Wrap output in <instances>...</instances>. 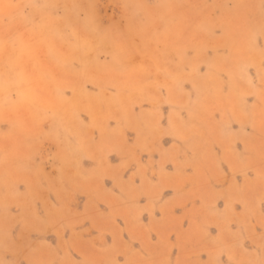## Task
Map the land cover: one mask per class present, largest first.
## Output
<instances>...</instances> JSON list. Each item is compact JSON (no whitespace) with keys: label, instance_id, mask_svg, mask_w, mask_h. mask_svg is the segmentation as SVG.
<instances>
[{"label":"rangeland","instance_id":"1","mask_svg":"<svg viewBox=\"0 0 264 264\" xmlns=\"http://www.w3.org/2000/svg\"><path fill=\"white\" fill-rule=\"evenodd\" d=\"M0 264H264V0H0Z\"/></svg>","mask_w":264,"mask_h":264}]
</instances>
